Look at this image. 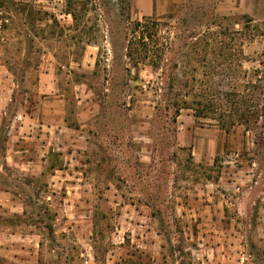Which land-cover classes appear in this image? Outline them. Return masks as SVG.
I'll use <instances>...</instances> for the list:
<instances>
[{
	"label": "rangeland",
	"instance_id": "obj_1",
	"mask_svg": "<svg viewBox=\"0 0 264 264\" xmlns=\"http://www.w3.org/2000/svg\"><path fill=\"white\" fill-rule=\"evenodd\" d=\"M168 3L0 0V264H264V113L226 133L171 106L189 47L214 43L213 90L245 108L264 0ZM143 18L159 68L125 58Z\"/></svg>",
	"mask_w": 264,
	"mask_h": 264
},
{
	"label": "trees",
	"instance_id": "obj_2",
	"mask_svg": "<svg viewBox=\"0 0 264 264\" xmlns=\"http://www.w3.org/2000/svg\"><path fill=\"white\" fill-rule=\"evenodd\" d=\"M158 23L154 22L152 18H143L142 22H135L133 28V34H139L138 39L134 41L127 42L125 47V58L129 61H133L135 67L139 65H145L148 60V64L152 68H159L163 56L168 51L164 38H158ZM154 31V34H153ZM204 36V35H203ZM202 36V37H203ZM213 33L208 31V38L211 39ZM156 37V39H155ZM152 38L155 41H152ZM192 38H194L192 36ZM147 40V41H146ZM162 41V42H161ZM150 42V43H149ZM153 45V46H152ZM218 48L214 43L205 44L203 46L192 45L189 47L188 55L196 57L193 58V63L198 65V68L189 63L188 73L184 78L183 88L187 90L185 95L177 94L172 100L171 106L175 109L176 115L181 110H190L194 112L195 118L207 117L211 113H216L218 115V123L222 130L226 133L230 132L235 126H246L253 123H257L264 113V104L261 105L260 95H262L264 89V79L259 76V70L254 71V80L250 81L248 85L245 86L247 91V97L244 99L243 104L245 108L241 111L240 103L242 98L240 97V92L236 90L233 86L232 91L228 92H214L213 84L215 77V70L218 65L215 64V59L213 55L216 53ZM200 58V61L198 58ZM150 59V61H149ZM198 62L196 63V61ZM143 63V64H142ZM202 70V79H197L198 71ZM190 74V75H189ZM169 84L170 89L175 88L179 84L177 78H171ZM204 87L202 94L196 92V87ZM172 91V90H171ZM204 98L206 101H198L199 98ZM248 98V99H247ZM222 99H225V104L232 105V109L227 111L224 106L216 107V103ZM224 104V105H225Z\"/></svg>",
	"mask_w": 264,
	"mask_h": 264
},
{
	"label": "crops",
	"instance_id": "obj_3",
	"mask_svg": "<svg viewBox=\"0 0 264 264\" xmlns=\"http://www.w3.org/2000/svg\"><path fill=\"white\" fill-rule=\"evenodd\" d=\"M133 4L141 17L163 15L169 10L168 0H133Z\"/></svg>",
	"mask_w": 264,
	"mask_h": 264
}]
</instances>
